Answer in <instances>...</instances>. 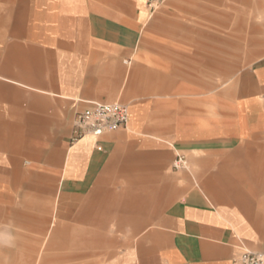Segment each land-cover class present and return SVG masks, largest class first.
I'll use <instances>...</instances> for the list:
<instances>
[{
  "label": "crops",
  "instance_id": "obj_1",
  "mask_svg": "<svg viewBox=\"0 0 264 264\" xmlns=\"http://www.w3.org/2000/svg\"><path fill=\"white\" fill-rule=\"evenodd\" d=\"M177 1L0 0V264L264 254V52L215 95V120L168 129L145 105V28L161 20L152 6ZM208 1L264 37V0ZM183 38L186 52H212L201 31ZM91 102L126 105L127 127L71 144ZM177 153L185 171L171 172Z\"/></svg>",
  "mask_w": 264,
  "mask_h": 264
},
{
  "label": "rangeland",
  "instance_id": "obj_2",
  "mask_svg": "<svg viewBox=\"0 0 264 264\" xmlns=\"http://www.w3.org/2000/svg\"><path fill=\"white\" fill-rule=\"evenodd\" d=\"M189 2L178 0L173 6H152L150 9L156 10L157 16L161 13V20L155 26L150 14L145 28V105L151 112L162 113L160 120L168 129H174L178 123L186 127L202 117L208 122L215 120V95L229 93L240 72L264 52V37H248L247 22L242 23V31L236 30L232 7L217 6L208 0ZM176 25L181 28H175ZM186 29L203 32L207 36L203 41L212 52L201 58L197 53L186 52L190 50L183 38ZM185 78L198 82L203 79L205 83L185 85ZM163 81H168V86L160 85ZM202 110L206 112L202 114ZM178 155L183 156L177 153L170 160L171 172L185 171L173 166Z\"/></svg>",
  "mask_w": 264,
  "mask_h": 264
},
{
  "label": "built area",
  "instance_id": "obj_3",
  "mask_svg": "<svg viewBox=\"0 0 264 264\" xmlns=\"http://www.w3.org/2000/svg\"><path fill=\"white\" fill-rule=\"evenodd\" d=\"M129 120V108L120 103H89L83 110L76 113L70 138L74 144L83 137L99 138L105 133L125 129ZM185 168L186 160L177 156L173 165ZM239 264H264V254L244 251L238 258Z\"/></svg>",
  "mask_w": 264,
  "mask_h": 264
}]
</instances>
